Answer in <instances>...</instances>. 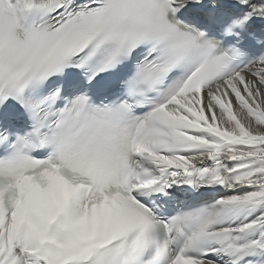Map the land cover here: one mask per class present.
<instances>
[{
  "label": "snow or ice",
  "instance_id": "obj_1",
  "mask_svg": "<svg viewBox=\"0 0 264 264\" xmlns=\"http://www.w3.org/2000/svg\"><path fill=\"white\" fill-rule=\"evenodd\" d=\"M0 264H264V0H0Z\"/></svg>",
  "mask_w": 264,
  "mask_h": 264
}]
</instances>
